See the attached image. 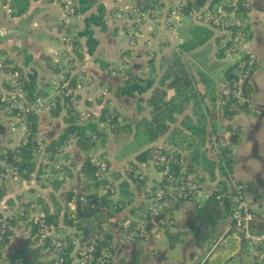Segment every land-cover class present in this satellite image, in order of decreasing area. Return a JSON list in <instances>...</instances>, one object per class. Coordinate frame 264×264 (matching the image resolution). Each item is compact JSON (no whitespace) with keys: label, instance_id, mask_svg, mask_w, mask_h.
Instances as JSON below:
<instances>
[{"label":"crops","instance_id":"crops-1","mask_svg":"<svg viewBox=\"0 0 264 264\" xmlns=\"http://www.w3.org/2000/svg\"><path fill=\"white\" fill-rule=\"evenodd\" d=\"M182 1L94 0L85 13L67 14L65 5H70L73 0H0L2 59H10L12 65L17 66L24 75L35 76L40 95L50 99L55 96L57 83L58 73L54 72V68L60 59L65 58V70L70 67L73 77L76 110L97 116L108 98L107 103L132 127L130 133L120 138L109 135L104 144L95 141L90 151L91 159L103 156L102 160H107L109 170L115 172V176L110 177L113 181L112 200L130 201L122 210H115L111 203L93 209L101 213L99 216H91L93 210L87 213L80 211L83 176L79 167L83 152L71 139L62 147L65 154L62 158L66 161L65 165H71V175H65L63 171L51 175L48 168L38 177L36 173L31 175L28 180L7 175L3 179L5 194L0 199V213L8 212L18 218L17 210L27 204L24 212L27 218L30 210L42 212V205L37 202L41 198L50 212L58 213V231L64 234L71 232L73 236L90 239L102 246L107 242L111 248L108 264H259L254 260V249L245 234L264 233V0H246L245 42L237 51H226L224 56L218 53L223 31L194 19L191 13L182 14L179 11ZM210 2L205 0L201 8H207ZM218 4L211 9H217ZM99 6L103 8L105 28L100 30L97 26L93 27V36L98 45L92 54L86 53L85 38H79L83 55L78 59L73 56L71 43L68 45L65 40L81 31L84 17L95 12ZM146 7L155 9L150 20L135 19L134 12ZM173 14H176L173 22L167 24L168 16ZM125 28H129L133 35L125 36ZM123 51H129V59L125 63L128 69L126 72L123 69L115 71L112 67L121 63ZM173 53L187 64L198 91L204 96L205 84L213 82L219 94L217 98L225 93L221 88L223 70L244 55L251 64L244 83L248 102L244 104V109L237 106V113L231 121H226L221 115V104L217 103V98L213 105L207 102V106H202L204 138L201 148L207 158L215 163L213 178L210 179L189 159L186 143H182L179 149L184 167L194 169L206 187L224 196L198 204L176 202L168 211V222L165 224L155 218L138 220L130 212L142 199L128 173L132 166L139 167L149 179H157L158 173L150 158L141 161V152L156 144H166L165 139L171 130L181 128L184 120H195L192 103H186L183 112L175 114V121L170 123L164 135L144 143L133 137L135 123L150 116L147 99L154 88L161 86L167 58ZM234 55H237L236 58ZM72 56L69 64L68 59ZM131 81L140 85L150 81L151 85L142 92L122 95L117 100L113 96L115 90ZM9 91L7 76L0 71V98H6ZM166 92L168 98L173 90L167 89ZM35 112L36 137L48 143L64 129L65 109H61L56 116L47 108ZM14 123L11 111L1 107L0 151L18 145L23 139L24 132L18 127L13 128ZM227 125H231L229 130ZM235 126L238 127L236 135L233 130ZM183 132L189 134L186 129ZM35 162L45 165L43 157L37 154ZM54 178H63L59 189H53L49 182ZM231 180L241 187V195L253 215L245 227L237 226L231 218L235 205ZM63 191L73 193L72 199L66 203L65 196L61 195ZM102 192L98 190V193ZM30 205L34 206L33 209ZM65 210L80 218L81 227L71 229L64 226ZM28 220L19 219L11 227L8 241L3 247L1 264H46L49 260L46 250L31 234ZM136 220L144 221L145 235L134 240H123L121 226L125 227ZM91 224L96 227L97 234L90 230ZM164 224L168 227L167 232L163 229ZM71 254L73 258L70 264H75V251L72 250Z\"/></svg>","mask_w":264,"mask_h":264},{"label":"trees","instance_id":"trees-1","mask_svg":"<svg viewBox=\"0 0 264 264\" xmlns=\"http://www.w3.org/2000/svg\"><path fill=\"white\" fill-rule=\"evenodd\" d=\"M204 1L205 0H184L179 4V11L184 15H188L193 10L201 8L204 4ZM220 1L221 0H211L207 8L211 10V7L219 3L218 7L227 11L232 10L237 17L243 19L246 18L247 9L242 4V0H234L233 3H231V0L227 1L228 3H222ZM93 2L94 0H73V2L70 4L72 13H85L93 5ZM62 4H64V2H62ZM126 14L128 15V13ZM103 15V8L99 6L95 12L84 17L83 29L70 38V43L73 46L74 57L79 59L83 55L81 52L83 46H81L79 42L80 37L85 38L84 47L86 48L87 54H92L95 51L98 41L93 36V27L97 26L100 30L105 28ZM246 28L247 26L244 27L245 31ZM227 29L230 33V38L225 41L224 46L219 45L218 53L220 56H224L226 51L231 53L234 52L229 47L232 44L231 39L236 30V26L230 24ZM223 36L224 35L220 36V38ZM73 56L69 57V64L72 62ZM124 56L128 57L129 51H123L121 54V64L123 63V65L126 63L123 58ZM246 58L247 56L244 55L241 58L235 60L232 64L227 66L222 73L221 80H223L225 86L223 90L225 93L222 97L223 102L220 105V110L221 115L228 122L231 121L237 113V106H239L241 109L245 108L244 105L236 104V98L229 94L227 89L231 87L233 81L236 78L235 70L238 68V63L242 59ZM167 60V67L165 68L160 80L161 86L154 88L147 99V104L150 109V116L148 119L143 118L135 123L133 128V137L135 139L141 140V142L144 143L151 142L164 135L168 131L170 123L175 121V114L183 112L186 103H192L195 120H184L181 124V128H175L171 130L165 139V142L168 145H164L174 149L172 153L169 154L172 158L170 162V169L175 173H178L180 170H182L180 172H183L184 174H193L199 178V180H202V177L199 176L194 171V169L191 167H184V164L181 162L179 149L182 143H186L185 146H187V149L189 150V159L194 163V165L205 171L210 179H212L215 163L214 161L207 158L204 150L201 148V143L203 142L204 138V118L201 110L202 106H207V102L210 105H213V102L219 95L218 91L216 90L213 82H208L205 84L206 89L204 92V97L202 93L198 91L194 77L191 75L187 64H185L176 53L171 54ZM2 62L4 64V72L15 73L17 85L23 92L25 99L31 101L36 96H41L40 91L36 88L35 76L24 75L22 71L17 66L12 65L11 60L6 57L3 58ZM59 64L60 60L57 62L56 67L54 68V72L56 73L60 71ZM112 68L115 67L113 66ZM127 69L128 68L125 66L122 71L126 72ZM69 70L70 67H68V69L63 72V81L66 82V85L60 87L58 94L55 96L56 105L54 108H50L51 114L54 116L58 115L61 109H65V114L63 115L65 127L55 139L45 143L44 151L50 153L49 157L52 160L56 159L58 156L65 157L62 147L72 139L76 143L77 147L83 152V158L79 167V172L83 176L81 184L83 194L81 195L82 200H80L79 203L80 211L82 213H87L93 209L107 206L111 203L115 206V210L120 211L126 207L130 201L112 200L111 189L113 181L110 179V177L115 176V172L109 170V164L107 160L103 159L107 167V173L105 176H100L98 167L91 160L92 154L90 151L94 147L95 141H99L100 144H104L107 141L109 135L114 138H120L122 135L130 133L132 131L131 124L128 123L127 119L124 118L114 107H111L110 104L107 103L108 98L105 99L99 115L95 116L89 112H84L86 114L79 113L75 108L76 103L73 101L77 100L76 94L74 95L73 99L70 97V95L66 94L67 87L71 89L74 87L73 77L70 75ZM63 81L61 83H63ZM150 85V81H147L144 85H140L135 81H131L126 85L117 88L113 96L118 100L122 95H132L134 92H142L150 87ZM167 89L173 90L172 95L168 98H166ZM1 107H10L11 114L15 115L16 113L13 109V106H11V103L7 101V97L3 99L0 98V108ZM25 116L26 132L22 141L14 147L2 148L0 151V161L2 162L0 163V175L2 179V182L0 183V199L5 194L3 179L6 178L7 175H17L24 180H28L31 178V175L36 173V177H38L41 173L46 172L48 168L43 164L37 165L35 162V151L37 149L38 142L41 141L36 137L37 114L35 111H30L27 112ZM226 128L229 130L231 125H227ZM183 129H186L189 134L187 135V132H183ZM237 129L238 127H233L234 135L237 134ZM151 150L152 148H147L141 152V161L145 162L146 159L150 158ZM102 158L104 157L102 156ZM48 169L50 172H58L52 168ZM134 169L135 167L132 166L128 176L135 184L136 190L141 194V182L134 176ZM70 170V164L62 166V171L65 173V175L70 176ZM49 182L53 189H59L63 184V178L49 179ZM99 189L103 190V192L98 193ZM61 195L65 196L64 202L66 203L72 199L73 193L71 191H63L61 192ZM52 197L53 196H51V199L56 202L54 197ZM37 202L42 205V217L46 224L57 230L60 229L58 226V213L50 212L41 198H39ZM26 207L27 204L23 206V214H18V218L12 216L11 218L7 219V222L3 226L4 231L0 233V264L2 263L3 247L8 241V236L11 233V227L15 222H17V220L27 219L24 214V212L27 210ZM144 207L145 202L141 200L140 204L136 208L130 209V212L134 213V215L138 217V220H150V216H143ZM139 211H142V213H138ZM70 214V212L66 210L64 211V226L71 228L81 227L80 218L76 217V215L71 217ZM92 215L99 216L101 213L93 210L91 216ZM136 221L129 222L125 227L121 226V234L123 235L132 229ZM28 224L30 225L31 234L35 236V240L40 243V245L46 250V254H48L49 251L47 250V240L41 239L40 241L39 235L37 234V222L31 219L28 220ZM89 228L92 233L97 234V229L93 224H91ZM163 229L167 232L168 227L165 225ZM72 237L73 234L71 232H68L64 235L66 244L62 249L64 258L62 264H70L72 261ZM90 241V239L81 238L80 244L84 242L88 244ZM94 245L98 246L96 242ZM103 246L106 248L109 254H111V248L109 247V244L106 242ZM106 258L107 262H105V264H108L110 255H108ZM254 260L256 263L264 264V255L261 259L254 255ZM52 262L53 259L49 258L46 264H52ZM94 262L95 258H92L87 264H94ZM75 264L80 263L77 262Z\"/></svg>","mask_w":264,"mask_h":264},{"label":"built area","instance_id":"built-area-1","mask_svg":"<svg viewBox=\"0 0 264 264\" xmlns=\"http://www.w3.org/2000/svg\"><path fill=\"white\" fill-rule=\"evenodd\" d=\"M229 0H225L227 2ZM234 0H231L233 3ZM222 2V3H224ZM228 3V2H227ZM244 7L247 6L246 0H242ZM65 10L67 14L72 12V8L69 4L65 5ZM155 13V9L152 7H146L144 10L134 12V18L137 20H150V17ZM194 16V19L211 24L223 31L224 36L221 39V46H224L225 41L230 38V33L228 32L227 27L232 24L236 26V30L232 37V44L229 47L233 51H237L241 45L245 42L246 35L244 27L246 25V18L237 17L232 10H224L223 8L218 7L217 9L208 8H199L191 12ZM176 14H173L171 17L168 16L167 24L173 22V17L175 18ZM67 44H70V39L66 38ZM71 47V46H68ZM0 57V71H3L4 64ZM127 59H125V62ZM66 59H60V71L57 75V83L55 86V96L58 94L60 87L66 85L64 80L63 72L65 71L64 64ZM249 59H242L238 63V68L235 70L236 78L233 81L230 88L227 89V92L236 98V104L244 105L248 102V96L244 87V83L249 74ZM125 65L119 63L115 66V71H121ZM7 80L10 86L9 95L7 96V101L11 103L13 109L15 110V123L13 128H20L25 135L26 132V122L25 115L30 111H37L43 108H54L55 96L47 99L44 96H36L33 100L28 101L23 96V92L18 87L16 82V76L13 72H5ZM63 81V83H61ZM224 83L221 84V88L224 89ZM66 94L74 98V91L71 88H66ZM222 97L217 98V103L221 104L223 102ZM75 103L76 101L73 100ZM8 111H11L10 107H7ZM45 143L42 141L38 142L37 149L35 154L43 157V163L48 167L54 170H57L56 174L62 172V166L66 164L64 158L58 156L56 159H50V153L44 151ZM174 149L166 147L164 144H156L150 155V162L152 166L156 169L158 173V178L151 180L146 176V173L142 168L136 167L133 171L134 176L141 182V199L145 202V207L143 210V215H148L151 218H155L159 223L168 222V211L171 210L173 205L179 201H190L195 204L202 203L207 199L215 198L220 199L224 195L217 193L213 188L206 187L205 184L199 180L193 174H184L183 172L178 173L173 172L170 169L171 156ZM92 162L98 167V172L100 176H105L107 173V167L100 156H94ZM50 172V171H49ZM51 175H54L55 172H50ZM1 181V175H0ZM232 187L235 196V205L231 210V218L233 222L239 227H245L246 223L253 217L252 212L243 199L241 195V187L234 183L232 180ZM82 200V197H79ZM33 209V205H30ZM29 210V209H28ZM23 209L17 210V215L23 214ZM25 214V213H24ZM28 219L35 220L38 226V235L39 239L47 240V250L49 251V258L53 259L52 264H62L64 261L62 249L65 246L66 242L64 239V233H61L57 229L53 228L46 224L43 219V213L30 210L28 212ZM13 214L8 212L0 213V233H2L3 226L7 222V219L11 218ZM70 216H74L70 214ZM144 221H136L133 228L123 234V240H134L142 238L145 235L143 229ZM74 229V228H71ZM246 240L254 249V255L261 259L264 255V233H253L247 232L245 234ZM80 237L73 236L71 238V244L73 245V250L75 251L76 263L87 264L89 260L95 258L94 264H105L107 262V256L110 255L106 248L102 245L95 246L94 241H90L88 244L85 242L80 244Z\"/></svg>","mask_w":264,"mask_h":264},{"label":"rangeland","instance_id":"rangeland-1","mask_svg":"<svg viewBox=\"0 0 264 264\" xmlns=\"http://www.w3.org/2000/svg\"><path fill=\"white\" fill-rule=\"evenodd\" d=\"M127 30H129V31L127 32ZM123 33H124L125 36H131V35H133V32L130 31L129 28H125V29H123ZM234 54H235V53H234ZM234 56H235V58H236L237 55H234ZM123 58H124V60H125V59H129V58H127V56H126V57L124 56ZM122 150H124V149H122Z\"/></svg>","mask_w":264,"mask_h":264}]
</instances>
